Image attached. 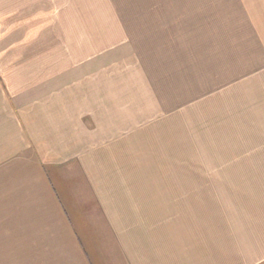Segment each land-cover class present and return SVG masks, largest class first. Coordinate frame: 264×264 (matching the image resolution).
Listing matches in <instances>:
<instances>
[{"label": "rangeland", "instance_id": "obj_1", "mask_svg": "<svg viewBox=\"0 0 264 264\" xmlns=\"http://www.w3.org/2000/svg\"><path fill=\"white\" fill-rule=\"evenodd\" d=\"M57 4L69 34L62 26L37 35V51L19 59L0 51L3 75H80L88 90L99 74L101 126L109 127L100 139L113 160L102 162L105 196L117 232L146 238L170 264H242L239 225L264 215V179L242 172L252 158L261 169L264 152L248 158L236 147L238 134L252 133L242 129L264 123V0ZM3 216L0 264L65 261L40 258L35 228Z\"/></svg>", "mask_w": 264, "mask_h": 264}, {"label": "crops", "instance_id": "obj_2", "mask_svg": "<svg viewBox=\"0 0 264 264\" xmlns=\"http://www.w3.org/2000/svg\"><path fill=\"white\" fill-rule=\"evenodd\" d=\"M60 2L0 0V51H13L19 59L24 50L37 51V35L67 30ZM37 59L22 65L37 66ZM84 77L70 81L68 74H38L35 68L16 75L0 70V213L12 226L35 228L32 233L41 237L34 241L44 249L40 258L68 260L61 264H170L150 250L146 238L117 232L110 213L114 202L105 196L111 177L102 162L113 160L100 139L99 74L91 75L88 90ZM249 127L242 130L252 133L238 134L236 147L247 148L244 154L252 158L264 152V123ZM252 160L243 177L264 179V158L261 169ZM237 245L242 264H264V215L254 213L240 223Z\"/></svg>", "mask_w": 264, "mask_h": 264}]
</instances>
